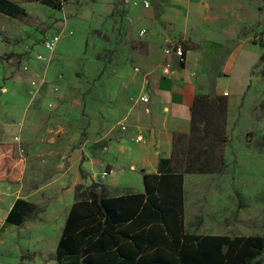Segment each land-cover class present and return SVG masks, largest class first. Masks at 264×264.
<instances>
[{
    "label": "rangeland",
    "instance_id": "374dc122",
    "mask_svg": "<svg viewBox=\"0 0 264 264\" xmlns=\"http://www.w3.org/2000/svg\"><path fill=\"white\" fill-rule=\"evenodd\" d=\"M11 1L27 16L0 14V163L5 171L8 158L22 159L24 168L19 182L0 181V264H58L60 228L54 218L61 211L56 204L71 200L72 187L75 201L76 191L86 189L87 162L104 181L109 146L119 143L128 126L151 124L150 104L142 98L152 90L166 45L152 39L157 31L173 36L174 30L160 18L162 0H149L151 9L163 8L156 11L154 29L140 26L141 15L133 14L142 0H67L61 11L36 1ZM246 15L251 23L244 36L258 45L264 40V20L257 10ZM189 29L190 36L179 35L175 42L192 49L195 71L209 94L216 95L215 82L224 75L229 51L213 52L208 40L194 38L195 29ZM54 36L61 39L49 52L44 43ZM259 60L251 61L248 91L234 106L229 103L225 172L188 178L190 232L264 237V147L259 145L264 139V78ZM7 147H13L12 155ZM82 158L84 177L79 172ZM18 197L29 199L37 212L10 230L4 217ZM262 259L264 264V254Z\"/></svg>",
    "mask_w": 264,
    "mask_h": 264
},
{
    "label": "trees",
    "instance_id": "16d2710c",
    "mask_svg": "<svg viewBox=\"0 0 264 264\" xmlns=\"http://www.w3.org/2000/svg\"><path fill=\"white\" fill-rule=\"evenodd\" d=\"M61 11L67 0H30ZM0 14L13 19L27 16L11 0H0ZM264 36V31L262 32ZM184 48L185 57L188 51ZM263 52L264 40L258 44ZM229 99L225 95H198L194 100L190 133H177L173 154L162 158L156 174L143 172L145 192L110 197L105 188L93 183L76 191L69 217L57 249L58 264H263L264 237L197 235L186 220V175L222 174L227 168L225 147L229 140L226 124ZM264 147V139L259 142ZM12 155L13 147H7ZM12 157V156H11ZM84 160L79 172L84 177ZM24 161L8 158L0 181L19 182ZM109 173V171H107ZM37 207L18 199L6 222L22 227Z\"/></svg>",
    "mask_w": 264,
    "mask_h": 264
},
{
    "label": "crops",
    "instance_id": "0c3cea01",
    "mask_svg": "<svg viewBox=\"0 0 264 264\" xmlns=\"http://www.w3.org/2000/svg\"><path fill=\"white\" fill-rule=\"evenodd\" d=\"M145 0L140 2L143 3ZM149 1V0H148ZM163 8H144L133 10L134 16L141 15L140 26L154 29L156 24V11L163 12L161 19L166 21L174 30V35L167 33L154 34L153 43L166 44L159 53L160 64L151 79L152 90L148 96V106L152 122L148 124H134L125 129L118 144L109 146L107 149L109 173L104 181L98 178V168L93 163L87 162L88 181L86 187L98 183L105 188V193L110 197H121L126 194H141L145 192L143 172L156 174L162 158L169 159L173 154L174 135L190 133L192 111L194 100L198 95L209 94L205 81L195 71L193 65V52L188 51L184 64L173 65V73L164 75V66L167 62L165 49L175 43V38L190 36L191 30L196 31L194 38L205 39L211 43L213 52L221 49L229 51L228 59L225 60L222 71L224 75L215 82L216 95L228 97L230 106L240 102L244 93L250 87L254 58L260 59L263 49L257 43H248L243 30L248 21L246 11H260V18L264 20V0H162ZM190 13L186 17L185 13ZM176 31V32H175ZM250 59V60H249ZM249 60V62L247 61ZM144 106V105H143ZM142 106V107H143ZM143 137L142 141L137 138ZM195 175L185 176V186L188 178ZM201 176V175H200ZM205 176V175H202ZM210 176V175H207ZM198 177V176H195ZM209 180L211 177H206ZM186 189V188H185ZM75 188L70 189L71 200L57 202L59 212L54 218L58 222L60 233L57 242L69 217L71 207L74 203ZM69 196V195H68ZM22 199V198H17ZM69 199V197H68ZM15 200V201H16ZM29 201V199H24ZM14 201V203H15ZM30 202V201H29ZM14 203L6 212L7 218ZM187 209V208H186ZM187 220V218H186ZM185 220V224H186ZM10 230L17 226L10 225ZM39 231V229H38ZM194 233V232H193ZM197 234V233H194ZM227 235L226 233H201L197 235ZM43 239L46 237L42 236ZM58 243L55 246H58ZM44 245H41V249Z\"/></svg>",
    "mask_w": 264,
    "mask_h": 264
},
{
    "label": "built area",
    "instance_id": "2783aa9c",
    "mask_svg": "<svg viewBox=\"0 0 264 264\" xmlns=\"http://www.w3.org/2000/svg\"><path fill=\"white\" fill-rule=\"evenodd\" d=\"M141 5H143L144 8H149L151 6L150 1L145 0L143 3H141ZM135 6H138V3H135ZM143 34H145V31H143ZM60 37L59 36H54L51 39H48L45 43V49L49 52H55L59 42H60ZM165 53L167 58V62L164 66V75L166 76H170L173 73V65L174 63H178V64H184L185 62V52H184V48L183 45L181 43H175L174 45H172L171 47L165 49ZM39 60H43L42 56L38 57ZM227 94H225L226 96ZM142 100L144 102H148L149 98L148 96H145L142 98ZM143 137H139L137 138V141H142ZM108 174V173H107ZM107 174H103V178L107 177ZM1 226V223H0Z\"/></svg>",
    "mask_w": 264,
    "mask_h": 264
}]
</instances>
